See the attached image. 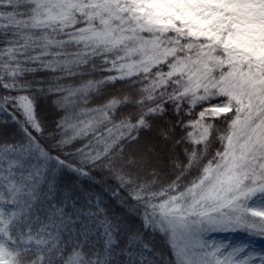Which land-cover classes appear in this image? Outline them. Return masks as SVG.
<instances>
[{"label": "snow or ice", "instance_id": "obj_1", "mask_svg": "<svg viewBox=\"0 0 264 264\" xmlns=\"http://www.w3.org/2000/svg\"><path fill=\"white\" fill-rule=\"evenodd\" d=\"M0 264H264V0H0Z\"/></svg>", "mask_w": 264, "mask_h": 264}]
</instances>
